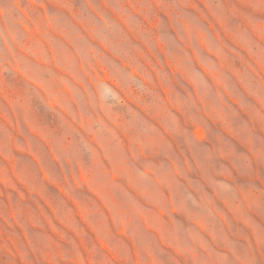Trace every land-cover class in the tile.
Returning <instances> with one entry per match:
<instances>
[{"label":"rangeland","instance_id":"1","mask_svg":"<svg viewBox=\"0 0 264 264\" xmlns=\"http://www.w3.org/2000/svg\"><path fill=\"white\" fill-rule=\"evenodd\" d=\"M0 264H264V0H0Z\"/></svg>","mask_w":264,"mask_h":264}]
</instances>
